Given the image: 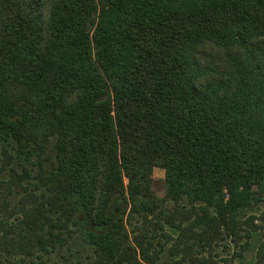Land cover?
Returning a JSON list of instances; mask_svg holds the SVG:
<instances>
[{
	"label": "trees",
	"instance_id": "1",
	"mask_svg": "<svg viewBox=\"0 0 264 264\" xmlns=\"http://www.w3.org/2000/svg\"><path fill=\"white\" fill-rule=\"evenodd\" d=\"M5 137L40 158L55 137L58 168L42 177L57 193L25 204L20 230L0 236V264L45 250L64 196L97 264H158L166 224L203 248L237 236L240 213L264 204V0H0ZM155 172L166 174L161 202Z\"/></svg>",
	"mask_w": 264,
	"mask_h": 264
},
{
	"label": "rangeland",
	"instance_id": "2",
	"mask_svg": "<svg viewBox=\"0 0 264 264\" xmlns=\"http://www.w3.org/2000/svg\"><path fill=\"white\" fill-rule=\"evenodd\" d=\"M56 143L57 139L51 137L46 144L43 157L40 158V156L30 155L28 152L30 148H25V155L19 154L11 138H0V227H2L0 236L13 235L14 232L20 230L19 224L23 218L21 213L25 204L28 208L36 199L44 201V196L50 198L57 193L56 187L52 186L47 178H42L49 177L57 171ZM165 176L164 172H155L153 175L151 193L159 202L167 200L168 196ZM178 201L168 200L167 208H165V212L175 224H178L182 218L176 213L175 206ZM62 203L64 210L52 215L56 222L46 226L42 232L46 240L43 244L45 250L35 249L34 255L29 257L22 254L4 255L3 257L8 258L14 264H97L95 248L85 243L78 233L79 229L76 224L81 218L79 205L74 199L66 196L62 198ZM180 204L183 212L182 207H189L190 203L186 201ZM123 214L125 226L132 238V232L135 231L139 220L135 216L131 219L129 208ZM249 217L255 218L254 227L245 224ZM240 219L243 229L236 228L239 233L237 236L230 238L222 231V234L213 240L212 245L206 248L194 243L190 239V233L179 239L178 233L171 232L170 225L166 224L165 231L169 237L165 240L155 239L151 253L154 251L159 253L158 264H194L197 260L208 256L220 264H240L241 262L254 264L257 253L262 248L264 249V204L242 211ZM192 222L187 221L183 226L192 224ZM254 229L258 233H254L253 237L248 239L246 232H254ZM196 232L200 230L197 229ZM177 244L178 247L174 250L173 246ZM189 245H192V249L188 250L186 247ZM171 250L177 251V255L172 256ZM237 254H242V257H235Z\"/></svg>",
	"mask_w": 264,
	"mask_h": 264
}]
</instances>
